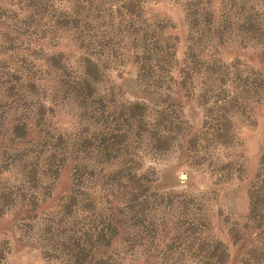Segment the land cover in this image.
<instances>
[{
	"label": "rangeland",
	"instance_id": "rangeland-1",
	"mask_svg": "<svg viewBox=\"0 0 264 264\" xmlns=\"http://www.w3.org/2000/svg\"><path fill=\"white\" fill-rule=\"evenodd\" d=\"M0 264H264V0H0Z\"/></svg>",
	"mask_w": 264,
	"mask_h": 264
}]
</instances>
